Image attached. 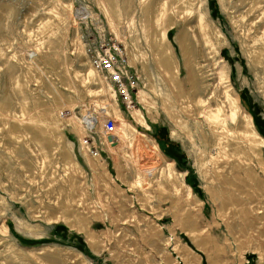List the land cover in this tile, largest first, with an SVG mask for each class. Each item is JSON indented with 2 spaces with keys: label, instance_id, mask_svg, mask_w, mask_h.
I'll return each instance as SVG.
<instances>
[{
  "label": "rangeland",
  "instance_id": "obj_1",
  "mask_svg": "<svg viewBox=\"0 0 264 264\" xmlns=\"http://www.w3.org/2000/svg\"><path fill=\"white\" fill-rule=\"evenodd\" d=\"M107 1L0 0V107L7 108L10 122L22 119L24 109L31 115L37 108L65 109L84 131L80 141L73 126L58 116L57 133L68 149L55 137L50 138L51 149L29 128L20 130L21 141H11L0 124V264H167L166 255L171 264H183L174 251V237L199 256L200 264H259L256 250H238L223 223L212 224L214 206L196 148L182 126L169 119L162 103L179 110V101L186 97L191 107L200 108L201 99L210 109L222 107L232 115L233 100L264 140V65L250 54L254 46H264V15L259 17V10L247 13V0H194L191 15L180 21L171 16L176 24L167 38L181 81V92H172L159 81L145 31L146 16L159 13L162 0L150 1L147 11L141 0H109L105 8ZM78 10L86 16L80 17ZM112 47L120 52L118 62L124 66L117 68L126 88L122 96L108 74L95 66L96 58ZM149 78L157 82V96L148 89ZM139 95L148 96L150 109L139 103ZM134 110L143 113L147 127L134 123ZM109 119L114 127L107 131ZM226 121L235 130L239 116L233 121L228 115ZM192 135L197 143L196 128ZM65 151L79 172L65 166ZM86 155L98 159L103 169L94 171ZM247 158V169H258L255 158ZM181 183L192 190L196 203L189 209L211 238L208 251L225 247L219 259L196 246L179 227L171 232L172 214L188 208L183 209L181 202L171 207L170 197ZM68 191L73 195L71 212L86 217L97 233L110 231L109 241L100 238L103 243L96 251L83 234L62 221ZM113 196L116 200H111ZM260 211L264 217V209ZM260 223L255 230L261 241L252 235L251 239L264 250V221ZM231 231L241 234L235 224Z\"/></svg>",
  "mask_w": 264,
  "mask_h": 264
},
{
  "label": "bare ground",
  "instance_id": "obj_2",
  "mask_svg": "<svg viewBox=\"0 0 264 264\" xmlns=\"http://www.w3.org/2000/svg\"><path fill=\"white\" fill-rule=\"evenodd\" d=\"M150 1L152 0H141V3L146 7V11L148 9L147 5L150 4ZM192 1L194 0H162V5L160 9L158 8L159 13L156 15L148 14L146 16L147 18L145 19V31L147 36L151 39L150 41L152 52L154 54L155 66L157 68L158 74L160 75L159 81L169 85L172 92L173 89L174 91L181 92V81L179 79V72L175 67V63L171 59L172 48L168 41L167 33L170 29H173L176 24V21L173 20L174 17L171 16L175 15V18L180 21L185 18L184 16H189L192 14ZM247 1H249L247 13H253L256 10H259V17L262 18L264 15V0ZM108 5L109 0L105 3L104 7L106 8ZM166 11L167 14L165 15L164 13ZM78 15L80 17H85L86 12L83 10H78ZM200 22L202 25L205 23L202 19ZM110 27H113L112 23L110 24ZM125 48L129 49L127 45H125ZM183 53L185 55L186 64L189 66L190 58L187 56V50H183ZM107 54L109 56H107L105 60L109 63V66L103 70V68L100 67L102 58L99 56L97 57L99 59L97 60L96 58L95 60L96 69L108 74L111 85L114 87L116 92L117 90H120L121 92L125 91L126 88H123L122 84L123 76H121L122 74H120V72L117 70V68L124 70L122 63L118 62V58L121 59V54L118 49L114 47H112L111 50L108 49ZM117 54L118 56L116 57ZM250 54L253 60L259 65H264V46H254ZM124 57V61L126 63L127 54H125ZM90 64L95 69L93 62H90ZM114 73L120 76V80L116 83L117 85L111 78ZM126 74L127 73H124V75ZM87 77H89V75ZM189 84L191 87H193V76L191 72L189 73ZM147 86L148 89L155 96H157V82L155 83L154 80L149 78ZM120 91H118V94L121 96L124 95ZM124 99L126 100L125 96ZM138 101L146 109H150V106L152 105L151 100L147 95H139ZM203 102L204 101L199 99L198 104L201 103V107L194 108V106H192V108L191 104L188 102V99L185 97V99H181L179 101V110H176L174 107L169 108L166 103H161L169 119L174 124L182 126L187 139L193 143V148H196L199 169L204 175L207 183L205 190L209 195V201L214 206V213L211 216V220H213L212 224L215 225L222 222L225 228L228 230V233L233 235L235 247L238 250L239 248L252 247L251 249L256 250V252L259 254V264H263L262 260L264 258V250L261 249V245L258 242L255 244L254 241H252L251 235L253 238H256L257 241H261L262 239L261 234H257L255 228L259 225H262L260 222L264 221L263 214L261 211L259 212V210L264 209V159L261 157V149L264 148V140L254 129L249 117L240 113L235 101H230V109H233L231 111L232 115L225 112L222 107L218 108L217 110L214 109V111L212 110L213 108L210 109V106H207L206 103ZM131 112V117L135 124L147 127L143 113L140 110H134ZM182 115L184 116V119L182 118ZM228 115L230 118L232 117L233 121L235 120L236 116H239V121H237L238 126H236L235 130H230L228 127L226 121L228 119ZM58 116H63L65 121L73 126L81 141L84 131L77 122V118L71 112H67L65 109L60 110L37 108V112L34 115H31L27 110L24 109L22 110V119H17L14 117L12 122H10L11 116L8 115L7 108L3 106L0 107V124H2L3 130L6 132L7 138L9 140L21 141L19 138L23 136V134L20 132V130L22 128H29L31 129L32 133H37L41 140H44L45 143L50 144L51 149H54L53 142H50V138L52 137L59 139L63 149H68L66 142H64L63 138L57 133L55 121ZM110 121L113 128L114 122L113 120ZM91 123H93V120H91ZM112 128L110 130H112ZM193 128H196L197 132L199 133L197 143L196 137L192 135ZM106 130L110 131L109 129ZM81 146L82 149H84V146L86 145L84 142H81ZM65 154V166H69L71 170L79 172L78 164L74 161L71 153L69 151H65ZM55 156L56 152L52 154V158H55ZM247 156L249 159L250 156L255 158V163L257 164L258 169H247ZM87 160L90 162V167L94 171L97 172L100 167L103 169L104 165L98 159L90 160L87 157ZM179 185L180 186L178 189L180 190L175 193L174 197H170L174 199L172 202L173 206L171 205V207H175L176 204H180L181 202L183 203V209L185 207L188 208H185L183 211L181 209H177L178 213L174 212L172 214L174 221L171 226L172 228H170L172 229L171 232L173 233V228L175 229L179 227L181 230L188 233L196 246H200L202 250L206 249L208 251L206 245H208V243L211 241V238L204 232L205 228L194 222L196 215L193 214V212L189 209L190 203H196L193 199L194 196L192 194V190L185 183H181ZM106 187L108 188L109 186ZM138 187L139 191L144 189L143 185L141 184H139ZM213 188H215L216 191H214ZM69 192L70 191H68L67 194H70ZM110 193L112 196L113 191H110ZM68 196L69 198L66 197L62 204L61 212L65 213V215L62 217V221L66 225L69 224L70 227L74 228L71 230L83 234L86 243L93 250L103 243L100 241V238H104L105 242L109 241L108 235L110 231L108 229L101 233H97L92 229V225L87 222L86 217L75 215L73 212H71V210L74 209L70 208L69 201L71 198V202H73V195L70 194ZM138 199L139 201H143L141 197H138ZM111 200H116V198L113 196ZM83 203L84 201H80L81 205H83ZM118 208H120V205H118ZM200 209L201 208L198 210V214L200 213ZM173 210H171V212ZM211 220L209 221L210 223ZM88 224L89 226H87ZM212 224H208V226ZM234 224L237 228V232L241 233L240 235H236L231 231ZM185 228L187 229L186 231ZM246 228L247 231L242 232ZM174 239V251L178 254L183 264H200L199 256L195 254L191 248L183 244L177 237H174ZM223 242L227 245V247L230 248V242L228 239H225ZM200 243H202V245ZM253 245L256 247L253 248ZM223 247V244H221V246L218 248L213 249L214 253H211L210 251H208V253L211 255H216L219 259L221 256H223L220 254L225 253V247ZM166 257L167 264H171L172 261L169 259L170 257H168V255H166ZM209 263L212 264L214 262L211 263L209 261Z\"/></svg>",
  "mask_w": 264,
  "mask_h": 264
},
{
  "label": "built area",
  "instance_id": "obj_3",
  "mask_svg": "<svg viewBox=\"0 0 264 264\" xmlns=\"http://www.w3.org/2000/svg\"><path fill=\"white\" fill-rule=\"evenodd\" d=\"M107 56H109L108 54H106V55H103L101 58H102V60H101V66L100 67H102L103 68V70H105L106 68H107V66H109V63L108 62H106V60H105V58H107ZM112 80L114 81V83L116 84L119 80H120V76L118 75V74H116V73H114V75H112ZM117 85V84H116ZM117 90V89H116ZM118 91H120V90H118ZM121 92V91H120ZM122 93V92H121ZM105 127H106V129H111L112 128V123H111V121L110 120H107L106 121V125H105Z\"/></svg>",
  "mask_w": 264,
  "mask_h": 264
}]
</instances>
